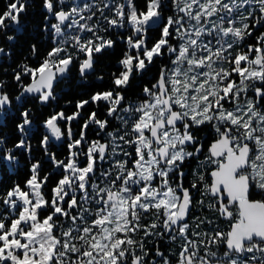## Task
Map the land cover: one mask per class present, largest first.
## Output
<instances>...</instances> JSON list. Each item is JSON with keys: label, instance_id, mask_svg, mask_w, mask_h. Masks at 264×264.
Returning <instances> with one entry per match:
<instances>
[{"label": "snow or ice", "instance_id": "1", "mask_svg": "<svg viewBox=\"0 0 264 264\" xmlns=\"http://www.w3.org/2000/svg\"><path fill=\"white\" fill-rule=\"evenodd\" d=\"M30 6L7 0L0 11V57H11L8 33ZM41 9L52 47L35 66L13 69L23 110L14 147L0 138L8 164L16 149L32 151L29 101H56L73 67L87 80L98 55L116 47L113 33L124 48L107 88L44 120L40 146L53 171L33 162L23 186L0 193V264H264V32L254 35L264 0H41ZM38 51L32 44L33 58ZM153 68L151 86L129 99ZM5 89L0 80V113L13 104ZM73 121H82L78 132ZM204 127L207 147L195 134ZM53 139L65 142L63 159L49 151ZM196 207L212 218L193 216ZM161 242L178 250L165 254Z\"/></svg>", "mask_w": 264, "mask_h": 264}, {"label": "trees", "instance_id": "2", "mask_svg": "<svg viewBox=\"0 0 264 264\" xmlns=\"http://www.w3.org/2000/svg\"><path fill=\"white\" fill-rule=\"evenodd\" d=\"M7 0H0V11L4 10V6ZM31 6L27 8L25 13L21 14L20 20L21 25L20 31H15V29L9 31V35H14L16 37L15 41L12 42L11 48L6 47V51H11V57H4L0 61V80L4 81L6 84V91L8 92L10 98L13 100L12 109L8 111H3L0 113V138L4 140V144L8 148H13L15 143L18 142L21 133H19L17 125L22 122V117L20 112L23 110L22 106L16 103L15 96L19 94L20 88L17 85V82L13 79L14 72L13 69L19 71L18 65L21 63H29L30 65L35 66L38 59L42 58L47 54V51L52 47L50 35H46L42 31V25L44 23L43 14L41 9V0H30ZM138 3H143V0H138ZM171 14L170 11H166L165 15ZM54 22V21H53ZM105 34V33H102ZM124 34H128L125 30ZM106 35V34H105ZM150 41H154L159 38L158 32L149 33ZM112 39H118V37L113 33L111 36ZM251 38V37H250ZM1 44L5 45V40L3 35L0 34ZM250 42L255 43L251 38ZM32 44H36L38 48V56L33 58L30 54V47ZM124 45L122 42L117 40L116 47L114 49H109L97 59L98 63L95 66L94 77L82 80L78 76V66L74 67L75 77L71 78L70 82L66 84L58 85L55 89L56 101L51 102L49 105H42L38 101H29L26 105L31 108L30 118L33 120L32 131L29 133L28 141L31 144L32 151L31 153L23 152L16 149L15 152L18 156V160L15 165L8 164L5 162L3 157V152L0 151V193L8 190L15 183H20L23 186V182L28 177L29 169L31 163L39 161L42 165V175L53 171V166L48 160V157L45 155L43 148L40 146V141L42 137L47 133V130L43 127L44 120L52 114L53 111L64 110L66 115H70L75 111V102L80 99H88L90 94L97 90L105 89L109 86V76L112 72L117 71L118 59L122 56ZM157 69L153 68L146 76L142 79L138 78L133 82L132 89L126 92V95L129 99H135L140 96L142 87L144 85L151 86L152 77L156 74ZM103 76V80L97 79V77ZM98 81V82H97ZM24 82L28 83V78H24ZM71 101V104L67 102ZM94 110L92 107H86L84 114L87 115L88 112ZM99 115V112H98ZM103 118V117H101ZM82 121H73L74 132L79 131V125ZM63 127V124H62ZM111 130V129H109ZM200 137H207L205 141V146L210 142V129L204 127L200 130H197ZM103 135V133H101ZM89 139H98L94 126H90L88 131ZM206 149V148H205ZM50 152H55L57 159H63L67 155V149L65 142L59 143L57 141L50 140ZM195 161L190 160L187 165L189 169V176L185 180L187 186L189 180L192 178V172L197 168L195 166ZM194 165V166H193ZM207 180L208 177L206 176ZM199 199V198H198ZM207 203V201H205ZM196 210V211H195ZM193 216H200L201 219L204 217L212 218L213 214L207 208L201 210L199 207L195 208ZM221 224V227H224L222 221H218ZM204 230H208L205 226ZM152 245V244H151ZM164 251V249H162ZM178 249L173 246L167 251H177ZM168 254V253H167Z\"/></svg>", "mask_w": 264, "mask_h": 264}, {"label": "flooded vegetation", "instance_id": "3", "mask_svg": "<svg viewBox=\"0 0 264 264\" xmlns=\"http://www.w3.org/2000/svg\"><path fill=\"white\" fill-rule=\"evenodd\" d=\"M260 32H264V28H260L257 32H255L254 34H257V35H259V33ZM116 40H119V39H116ZM119 42H121L120 40H119ZM0 46H2V44H1V39H0ZM103 54V53H102ZM102 54H99L98 55V57H97V59H99V57H101V55ZM2 60V59H1ZM97 63H98V61L96 62V65L95 66H97ZM70 74H69V77H68V79H66V80H64V82L62 83V84H66V82H70V80H71V78H73V77H75V74H74V67L70 70V72H69ZM94 74H95V71H94ZM94 74H89V76H88V81H90V78H92V77H94ZM79 79H81L80 78V76H79V72H78V76H77ZM85 82H86V80H85ZM98 82V81H97ZM208 128V127H207ZM73 131H74V129H73ZM197 136H199L200 137V135H198V133H197V131H196V133H195ZM210 136H211V134H210ZM202 139H204V142L208 139L207 137H201ZM213 139V137L211 136V138L209 139L210 141ZM206 148V147H205ZM191 150V149H190ZM206 150V149H205ZM200 159L202 160L203 159V156H201L200 157ZM194 160V159H193ZM195 161V164L197 165V161L196 160H194ZM186 163V166L184 167V172H185V175H186V178H187V176H189V174H187V172L189 173V169H187L188 168V164H189V161H186L185 162ZM194 164V165H195ZM193 165V166H194ZM195 165V166H196ZM105 167H107V165H105ZM186 185V184H185ZM193 195H194V198L195 199H198L199 198V193H197V192H194L193 193ZM261 197H256V199H260ZM195 202V201H194ZM195 210V209H194ZM193 210V212H195ZM192 215H193V213H192ZM147 244H148V247L149 248H151L152 247V245H151V242L149 241V242H147ZM160 248H161V250L162 249H164V251H165V254H167L168 253V251H167V249H168V244H167V242H161L160 243ZM153 251H154V249H153ZM163 251V250H162Z\"/></svg>", "mask_w": 264, "mask_h": 264}, {"label": "water", "instance_id": "4", "mask_svg": "<svg viewBox=\"0 0 264 264\" xmlns=\"http://www.w3.org/2000/svg\"><path fill=\"white\" fill-rule=\"evenodd\" d=\"M2 58H4V57H0V59H2ZM69 74H70V73H69ZM69 74H68V76H67L66 78H63V79H61L60 81H58L56 87H57L60 83L64 82V80L68 79ZM56 87H55V88H56ZM54 91H55V89H54ZM16 103H17V102H16ZM11 109H12V106H11V107H7V106H6L5 109H4L3 111L11 110ZM62 142H63V140H62V141H59V143H62Z\"/></svg>", "mask_w": 264, "mask_h": 264}, {"label": "rangeland", "instance_id": "5", "mask_svg": "<svg viewBox=\"0 0 264 264\" xmlns=\"http://www.w3.org/2000/svg\"><path fill=\"white\" fill-rule=\"evenodd\" d=\"M97 2H99V0H97ZM121 32H125V30H120ZM254 35H257V34H254ZM251 40V38H249V41Z\"/></svg>", "mask_w": 264, "mask_h": 264}]
</instances>
